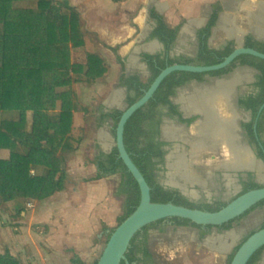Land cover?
Segmentation results:
<instances>
[{
  "label": "trees",
  "instance_id": "1",
  "mask_svg": "<svg viewBox=\"0 0 264 264\" xmlns=\"http://www.w3.org/2000/svg\"><path fill=\"white\" fill-rule=\"evenodd\" d=\"M212 6L213 12L207 24L197 32L199 44L194 57L172 56L171 51L179 37L180 26L171 27L164 15L151 10V17L157 24L149 39L157 38L163 42L165 52L143 53L150 72L147 78H143L138 72H128L126 59L118 57L122 68L120 85L127 88V106L142 98L168 66L176 63L200 66L219 64L238 47L235 41H229L223 48L210 45L213 28L223 10L220 0ZM23 36H29L30 40L24 43ZM86 42L82 12L70 0H0V204H6L15 218L25 216L30 202L45 200L67 188L68 163L81 150V143L70 135L75 116L82 113L86 119H90L99 109L95 103L84 100L79 88L92 87L105 76L109 66L105 58L93 50L87 51L86 63L73 61V49L85 46ZM245 45L264 52V41H259L252 35L246 37ZM238 61L248 63L259 71L255 82L256 91L241 98L240 105L252 111V120L243 122L242 126L247 131L250 142L256 146L257 155L264 159V110L257 121L258 112L264 103L263 58L243 54L221 70L207 73L175 71L164 79L150 101L134 113L125 127L126 148L151 186L152 201L173 202L212 212L219 211L230 203L220 199L213 203L191 200L178 189L163 185L158 179V171L159 165L164 163V146L169 144L161 139L164 116L177 115L182 122L189 124L195 120L184 118L179 106L174 103L173 98L178 89L193 80L204 81L207 75L225 76L233 71ZM50 85L55 87V95L46 97L45 93ZM59 100L61 107L56 109L55 102ZM166 108L167 111H164ZM30 112H33L31 118ZM122 114L123 110L115 108L102 115L103 120L112 119L111 132L114 137L117 136V126ZM58 131L66 135L61 145L50 141ZM95 165L97 178L118 173L122 175L117 194L125 195L126 200L120 224L140 203L139 183L120 157L117 146L109 152L101 151L95 158ZM263 186L249 179L244 182L239 195ZM257 208L264 209V200L242 216L217 227L220 231L229 230L234 222ZM164 220H170L178 227L200 229L201 240L215 227L180 217L161 219L145 226L134 237L127 258L121 264H160L151 249L149 239L152 229L165 231L162 226ZM17 225L20 227L24 223L17 221ZM115 228L108 231L106 241ZM262 228L264 221L242 239L230 255L229 264L239 247ZM263 251L264 247L254 254L248 264H259ZM98 261L94 264H98ZM73 262L85 264L83 260ZM0 264H22V259L7 246L0 250Z\"/></svg>",
  "mask_w": 264,
  "mask_h": 264
},
{
  "label": "crops",
  "instance_id": "2",
  "mask_svg": "<svg viewBox=\"0 0 264 264\" xmlns=\"http://www.w3.org/2000/svg\"><path fill=\"white\" fill-rule=\"evenodd\" d=\"M70 1L73 5H76L78 9L82 12L83 26L87 34L86 45L73 49V61L86 63L87 51L93 50L100 53L105 58L109 66L108 72L105 74V76L99 79L92 87L83 86V88L87 90L93 88L98 90L102 88L106 89L107 86L104 87L106 81L103 80L106 76L112 74L113 71H116L117 69H119V71L121 70L122 72L121 64L119 62L118 57H129L134 60V64L135 62L143 61V67L145 70H147L148 76L150 75L148 65L146 66L147 63L146 61H144L143 58V53L156 54L165 52V45L163 42H161L157 38L149 39L150 33L157 24L156 21L153 20L151 17V10H156L158 13L164 15L166 21L171 27L180 26L179 37L177 39L175 47L171 51L172 56L176 57L184 55L194 57L198 52L199 44L197 32L200 28L204 27L207 24L213 12L212 4H214L218 0H210L211 3L209 4V6H171L168 0H151L153 2L152 6H120L121 4L130 0H76L74 2H72V0ZM107 1H110V4H112V6H105ZM220 1L222 3L223 10L220 13L218 22L212 31V35L209 41L211 46L215 48H223L229 41H235L238 45V39L236 35L232 33V29L236 26L240 27L243 30H246V33L243 35V42H245L246 37L248 35L254 36L259 41H264V36H259L257 34L256 28L259 27V22L258 24L254 25L250 24L247 19L248 12L246 11L242 12L240 15H237V13L240 11V7L243 5V2L247 0ZM256 1L264 2V0ZM160 2H165L168 4V6H159ZM256 10H258V8H255V11ZM225 14H229L231 18H234L233 21L227 24L222 23V17ZM244 24H247L248 26L245 27ZM154 42H157L158 47L153 50L150 47V44ZM138 44H141V46L137 47ZM75 54L78 55L79 58H76ZM237 63L235 64V67ZM250 68L251 70L237 69L234 73H248L252 77V81L249 82L248 85L250 83H254L252 85V93H254L256 91L255 82L257 81L259 71L252 66ZM136 72L140 73L142 77L145 78L142 74L143 70L135 71L132 73ZM253 73L256 75V77ZM120 75L121 74L118 72V77L116 79L111 78L107 81H109V83L117 81V84H120ZM209 76L210 75H207L204 81L193 80L191 82H205L207 80V77ZM221 77H218V79H220ZM243 85L247 86V84H242L240 86ZM114 86L115 84H113V87ZM83 88H81L80 86L79 92L86 101L84 97L85 90H83ZM119 88H124L123 91L125 92V94L123 101L126 104L125 99L127 96V88L122 85H120ZM252 93H248L247 95L240 97V89V94L237 97L236 102V108L240 112L244 114H250L251 110H247L243 107L241 109L240 99L243 97H247ZM56 103L58 105V109H60L61 101H56ZM174 103L176 104V102ZM106 107H110V111L115 108H123L119 105H106ZM101 108L102 107L100 106L97 113L89 119L90 123L95 125L96 122L100 121L101 123L105 122V124L109 123L112 127V119H106L103 121L102 118V115L109 111H107L106 109L103 110ZM30 114H33V112H31ZM252 115L253 114H250L248 116L249 119L250 117H252ZM95 119H98V121H96ZM243 121L245 122L247 120ZM70 133L72 135V131ZM65 138L66 135L58 131L56 137L51 139L50 141L56 145H61L64 142ZM81 150L76 156L72 158L73 160L74 158H79L81 156ZM68 166H70V163H68ZM69 171L70 169L68 168V173ZM97 176L98 171L96 172V174H92V177H94L95 179L88 181L85 178H80L79 180H76L73 179L71 175H69L67 181V188L63 191H60L62 193L61 195L57 196L54 199H51L49 197L41 201L43 202L42 207L39 210L35 211L36 213L41 214V216H38L39 218L38 220H36L37 223L34 224V227L38 228V225H40L38 221L46 223L45 225H47V229L42 235L44 238V243L42 245H31V252L29 254L22 253L21 250L15 252L13 247L8 246L12 249L14 254L18 255L22 259V264H76L73 262L75 260H83L85 264H94L97 260H99L103 248L106 244L100 243V237H103L105 234H107L108 231L112 229L110 228L112 226H110L111 224H108L109 227L104 230L103 227L105 225L99 223L100 219L103 218L105 214L102 213L99 206L100 199L97 198L99 186L97 187L96 185H98L100 180L105 177L97 178ZM119 176L121 177V185L122 175L120 174ZM70 181L73 184V191L68 189ZM90 187L92 188L91 190H89ZM118 189H115V193H118ZM114 197L117 196L113 195V198ZM112 200L116 203L115 199ZM112 200H109L107 202L110 210L113 206L111 205ZM35 202L37 201H32L28 205L30 207H34ZM96 222L98 223L97 225L95 224ZM23 228H26V225L22 226V229ZM95 229H101V232L99 234V237H97L96 242H91V233L94 232ZM36 233L39 234L38 231ZM83 233H87V236H83V240H85V245H82L76 239L77 235ZM100 245H102V248H99Z\"/></svg>",
  "mask_w": 264,
  "mask_h": 264
},
{
  "label": "rangeland",
  "instance_id": "3",
  "mask_svg": "<svg viewBox=\"0 0 264 264\" xmlns=\"http://www.w3.org/2000/svg\"><path fill=\"white\" fill-rule=\"evenodd\" d=\"M76 0H72L74 2ZM171 6H209L211 3L210 0H168ZM110 1H107L105 6H112ZM153 2L151 0H130L127 1L120 6H152ZM247 27V24H244ZM23 42L26 43L30 40L29 36H23ZM130 42V41H129ZM146 42V41H145ZM150 42V41H147ZM130 45V44H129ZM141 44H138L137 47H140ZM192 46V45H191ZM136 47V48H137ZM144 50V49H143ZM76 58H79L78 55L75 54ZM112 58V57H111ZM75 59V58H74ZM113 59V58H112ZM127 61V70L128 72H135V71H142V74L145 78L148 77L147 70L144 69L143 61L135 62L131 58L125 57ZM251 66L248 63L238 62L234 71L229 74H226L222 78H228L231 76L237 69L241 70H251ZM112 72V71H111ZM118 72L121 74V70L117 69L114 70L112 74L106 76L103 80L105 82L104 87L106 89H85L83 86L84 97L86 101L93 102L97 106H101L103 110L110 111V107L107 108L106 105H109L108 99L111 95L112 91L114 90H123L124 88H119L120 84H117V81L113 83H109V79L117 78ZM254 74V73H253ZM255 75V74H254ZM108 77V79H107ZM256 77V75H255ZM218 77H207L205 82H191L185 87H181L178 90L177 96L173 98V101L182 109V104L178 103L179 94L183 91L192 90L196 86H203V85H213L215 80ZM118 80V79H117ZM113 84L115 86L113 87ZM254 83H250L247 86H240L241 89V96L247 95L248 93H252ZM243 90V91H242ZM83 92V91H82ZM55 93V87L50 85L48 90L46 91V97L50 95L53 96ZM125 94V92H124ZM55 95V94H54ZM50 101V99H48ZM56 103V102H55ZM119 106L125 108L126 104L121 103ZM54 108H58V105H55ZM100 109V111H101ZM31 113V112H30ZM29 113V118L32 117V114ZM242 113V112H241ZM185 114V112H184ZM186 115V114H185ZM248 114H242L241 120H248ZM98 121V119H95ZM173 120L176 124L178 123L176 119L171 117H166L163 121V125ZM104 121V120H103ZM100 121L96 122L95 125L90 123L89 119H86L82 114H77L75 118V123L72 128V137H74L77 141L81 143L82 154L79 158H74L69 161V175L72 176L73 179L79 180L80 178H85L88 181L95 179L92 177V174H96L97 166L95 165V158L101 151L108 152L114 146V140L112 137L113 134L111 132V126L109 123L105 124L99 123ZM165 137V136H164ZM163 137V138H164ZM165 139V138H164ZM186 153V158L189 162L193 163L190 165V169L195 171L197 174L200 175L202 182L198 183H189L187 184L188 190L186 191L189 193V198L194 201H212L211 199H222L224 201H232L236 195L239 194L241 187L235 181L237 177L236 174L238 173L233 170H223L218 167L220 161L223 160L222 155L216 151H209L206 153H201L196 157H193L191 154V147L188 143L182 141H176L172 147V150L168 153L167 163L165 165L164 170L161 171V179L160 181L164 184H171L169 181L172 180V177H175L176 180L180 179V176L177 175L180 170L170 166V163L176 161L177 158H170L169 156L172 153ZM224 156V155H223ZM220 169L223 172L228 173V177L232 178L231 180H226L224 186L220 185V180L216 174L218 173L216 170ZM246 171H240L239 173ZM120 174L110 175L108 177L103 178L100 180L97 187L99 186V191L97 192V198L100 199V209L104 215L103 218L100 219L101 224H104V230H106L109 225L111 224L110 228L117 227L120 221V218L124 214V203L126 196L125 195H117L115 193V189L119 188L120 185ZM236 175V176H235ZM235 176V178H234ZM256 179L260 181V183L264 184V177H260L257 175ZM72 182L70 181L68 189L72 190ZM95 186V185H93ZM167 186V185H166ZM173 187V186H172ZM92 188L90 187L89 190ZM178 189V188H176ZM185 191V190H184ZM193 191H197L199 195L194 196ZM67 193V192H64ZM71 193V192H70ZM61 192H57L54 196L50 197L51 199L56 198L57 196L61 195ZM113 195L117 196L113 198ZM108 199V200H107ZM112 199H115L116 203L113 202ZM112 200V209H109V205L107 202ZM41 201H37L34 203V207H30L28 205V211L25 216L22 217H14L11 215L9 211V207L6 204H0V250H4L6 246L13 247L15 252L21 250L22 253H30L31 245L38 244L42 245L44 243L43 233L47 229V225L44 222H39L38 228L34 227V224L37 223L38 216L41 214L36 213V210H39L42 207ZM13 205L11 204V209ZM107 209V211H106ZM15 221L16 223H13ZM17 221H20L21 224L24 223L26 228L22 229V225L19 227L17 225ZM264 221V210L262 208H257L256 210L252 211L248 216L244 217L243 219L236 221L235 225L230 229L229 232L223 231L220 234H212L208 236L207 239L201 241L198 238V232L196 229L191 227H178L173 223H170L165 231L162 232L161 229H152L151 230V239H150V246L155 254L156 260L160 264H229V257L234 251V249L241 243L242 239H244L250 232L254 231ZM98 224L97 222L95 223ZM23 225V226H24ZM32 225V227H31ZM38 231L39 234L36 232ZM101 229H95L94 232L91 233V242H96L97 237ZM21 233V234H20ZM41 233V234H40ZM235 235L232 237L231 235ZM83 236H87V233L79 234L76 236V239L82 245H85V240H83ZM220 236L226 237V243L230 246V249L227 250L224 254L220 253L217 250L212 248V245L215 244L216 246L221 245V239L219 240ZM100 243H106V234L103 237H100ZM225 242V240H222ZM102 248V245L99 246ZM264 256V254H263Z\"/></svg>",
  "mask_w": 264,
  "mask_h": 264
},
{
  "label": "bare ground",
  "instance_id": "4",
  "mask_svg": "<svg viewBox=\"0 0 264 264\" xmlns=\"http://www.w3.org/2000/svg\"><path fill=\"white\" fill-rule=\"evenodd\" d=\"M159 6H168V4L160 2ZM255 8L258 10L255 11ZM245 11L248 12L247 19L250 24L254 25L259 22V27L256 28L257 34L264 36V2L247 0L243 2L237 15ZM233 19L229 14H225L222 17V23H230ZM232 33L236 35L239 44H242L246 30L236 26L232 29ZM150 47L153 50L156 49L157 42L151 43ZM251 81L252 77L248 73L236 72L228 78L215 80L213 85L197 86L192 90L181 92L178 102L183 105L185 114L188 116L197 114L199 118L189 129L185 125L176 124L170 120L163 125L164 136L169 140L188 143L191 146L193 157L209 151L220 153L223 158L218 165L220 169L236 172L253 170L261 178L264 177V166L257 160L253 148L241 136L240 121L243 113L236 108L237 97L240 94L239 86ZM123 98V90H114L107 103L109 106L119 105L123 102ZM170 158H177L176 161L170 163V166L180 170L177 174L180 179L176 180L172 177L169 181L171 185L187 191V184L202 182L200 175L190 169L194 160L189 162L186 153H172ZM192 193L194 196L199 195L197 191ZM231 236L235 237L233 234ZM220 239L221 245L213 244L212 248L224 254L230 246L226 243V237L220 236ZM260 264H264V257Z\"/></svg>",
  "mask_w": 264,
  "mask_h": 264
},
{
  "label": "water",
  "instance_id": "5",
  "mask_svg": "<svg viewBox=\"0 0 264 264\" xmlns=\"http://www.w3.org/2000/svg\"><path fill=\"white\" fill-rule=\"evenodd\" d=\"M243 54H250L264 59V52H261L254 48L246 47L245 42H243L242 44L238 43V47L229 56H227L223 62L219 64L206 66L180 63L173 64L165 68L158 75V77L154 80V82L142 98H140L131 106L121 108L123 110V114L117 126V136L112 138L114 140V146L118 147L120 157L123 159L129 171L133 174V176L139 183L141 190V200L134 212L130 214L122 223H120L111 233L109 240L106 242L103 248L98 264H121V262L123 260H126L127 258L126 255L131 247V243L134 237L140 231H142L145 226L157 222L161 219L180 217L190 219L193 222H196L201 225H213L217 227L242 216L256 204L264 200L263 186L261 188L249 190L237 196L235 199L230 201L228 205L215 212L202 209H195L187 207L185 205H178L173 202H154L152 201L151 196V186L149 185L142 171L132 159L125 145L124 134L128 120L134 115L137 110H139L141 107H143L150 101V99L154 96V94L156 93V91L167 76H169L175 71L207 73L211 71L221 70L232 64L240 55ZM263 110L264 103L262 104L258 112L257 121L261 116ZM250 114H252L251 111ZM251 118L252 117H250L249 120H251ZM189 127L190 126H187V129H189ZM255 128H257V123L255 125ZM240 129H242L241 123ZM246 142L251 148H253L248 140H246ZM253 150L255 151L257 160H259L260 163L264 166V159L260 158L257 155V152L254 148ZM167 186L174 189L178 188V190L180 189V191H182L185 195L189 196V193L184 191V189H182L181 187L173 185L169 186V184H167ZM229 231L230 230H227L226 232ZM263 247L264 228L259 229L254 234H252L239 247L231 261V264H248L254 254L257 253ZM127 263L130 264L129 262Z\"/></svg>",
  "mask_w": 264,
  "mask_h": 264
},
{
  "label": "flooded vegetation",
  "instance_id": "6",
  "mask_svg": "<svg viewBox=\"0 0 264 264\" xmlns=\"http://www.w3.org/2000/svg\"><path fill=\"white\" fill-rule=\"evenodd\" d=\"M178 94V93H177ZM177 96V95H176ZM180 109V108H179ZM241 109H242V107H241ZM164 111H167V108L166 109H164ZM180 111L182 112V114H183V117L184 118H187V119H189V118H195V120L192 122V123H186V122H182L181 120H180V118L177 116V115H175V116H171V115H167V116H164V118H163V121L165 120V118L166 117H171V118H173V119H176V121L178 122L177 124H181V125H185L186 126V128H187V126H191L198 118H199V115H191V116H187V115H185L184 114V111L182 110V109H180ZM251 120H252V118H251ZM251 120H247V121H245V122H249V121H251ZM244 121L243 120H241V125H242V123H243ZM162 126H163V124H162ZM162 126H161V139H163V140H165V141H167L169 144L168 145H165L164 146V149H165V151H166V154H165V157H164V163L163 164H160L159 165V171H158V179H159V181H160V179H161V171L162 170H164V168H165V165H166V163H167V159H168V153L172 150V147H173V145H174V143L176 142V140H169V139H167L166 137H164L163 136V129H162ZM241 136H242V138H243V140L244 141H246V140H248L249 142H250V140H249V138H248V135H247V131L243 128V126H242V129H241ZM165 139H164V138ZM251 143V142H250ZM251 145H252V147L255 149V150H257L256 149V146L254 145V144H252L251 143ZM190 146V145H189ZM191 147V146H190ZM167 166V165H166ZM218 173L216 174V176H218V179L220 180V185H222V186H224L225 185V183H226V180H229V177L227 176L228 175V173L226 174V172H223V170H220V169H217L216 170ZM233 172V171H232ZM240 172V171H239ZM234 173V174H236L237 175V177L235 178V176H234V178H235V181L234 182H236L238 185H240V187H241V190H240V192H239V194L241 193V191L243 190V188H244V182H246V181H248L249 179H253L254 181H256L257 183H260V181H258L257 179H256V177H257V173L255 172V171H246V173H244V172H241V173ZM230 179H232V178H230ZM161 182V181H160ZM162 183V182H161ZM163 185H167V184H164V183H162ZM260 184H263V183H260ZM264 185V184H263ZM166 187H168V186H166ZM179 191H180V189H179ZM183 195H185L182 191H180ZM238 194V195H239ZM238 195H236V196H238ZM185 196H187L188 198L190 197V196H188V195H185ZM235 196V197H236ZM234 197V198H235ZM212 201H206V202H211V203H213L214 201H217V200H219V199H211ZM220 200H222V199H220ZM233 200V199H232ZM222 201H224V200H222ZM264 210V209H263ZM170 223H172L170 220H164L163 221V223H162V226H164L165 228H167L168 227V225L170 224ZM235 223L236 222H234V225H235ZM232 229V228H231ZM197 230V232H198V238H200V235H201V233H202V231L200 230V229H196ZM230 230V229H229ZM225 231H227V230H225ZM221 232H223V231H220V229L218 228V227H213L212 229H211V232L209 233V234H207V236L203 239V240H201V241H204L205 239H207L208 238V236H210V235H212V234H220ZM150 239H151V236H150ZM150 239H149V241H150ZM263 254H264V251H263ZM263 254H262V259H263ZM262 259H261V261H262ZM261 261H260V263H261ZM259 263V264H260Z\"/></svg>",
  "mask_w": 264,
  "mask_h": 264
}]
</instances>
